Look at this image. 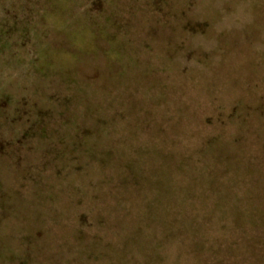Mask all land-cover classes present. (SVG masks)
Wrapping results in <instances>:
<instances>
[{"label":"rangeland","instance_id":"374dc122","mask_svg":"<svg viewBox=\"0 0 264 264\" xmlns=\"http://www.w3.org/2000/svg\"><path fill=\"white\" fill-rule=\"evenodd\" d=\"M0 264H264V0H0Z\"/></svg>","mask_w":264,"mask_h":264}]
</instances>
